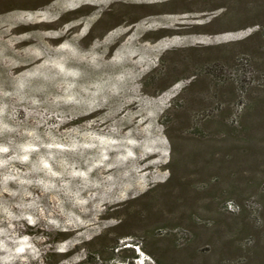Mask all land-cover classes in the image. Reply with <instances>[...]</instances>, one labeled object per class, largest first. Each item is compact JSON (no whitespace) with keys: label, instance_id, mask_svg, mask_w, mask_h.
Returning <instances> with one entry per match:
<instances>
[{"label":"rangeland","instance_id":"374dc122","mask_svg":"<svg viewBox=\"0 0 264 264\" xmlns=\"http://www.w3.org/2000/svg\"><path fill=\"white\" fill-rule=\"evenodd\" d=\"M246 13L231 7V0H0V263L159 264L156 255L164 264H202L206 258L218 263L213 229L239 217L241 206L257 204L252 194L264 175V149L224 172L209 166L206 172L199 160L201 152L207 156L215 149L220 162L219 143L229 149L245 145L204 121L202 114L213 104L221 102L228 113L239 99L247 109L256 104L255 110L264 111L262 75L253 78L261 83L242 92L231 83L243 74L233 70L238 56L249 54L256 68L264 66L263 49L248 38L258 26ZM129 38L139 47L151 46L130 97L124 94L131 82L102 102L80 105L69 88L86 78L87 65L69 69L72 77L65 80L36 63L54 62L60 45H106L113 52ZM59 80L66 81L60 93L54 92ZM244 115L248 123L264 122L263 115ZM196 120L212 134L197 140L200 164L191 163L185 172L175 164L190 146L187 135ZM261 131L249 132L258 133L259 149ZM143 156H149L141 164L148 168L137 186L105 191L128 183L123 173ZM234 183L240 195L230 193ZM78 186H87L86 193ZM72 217L98 222L74 233Z\"/></svg>","mask_w":264,"mask_h":264},{"label":"trees","instance_id":"16d2710c","mask_svg":"<svg viewBox=\"0 0 264 264\" xmlns=\"http://www.w3.org/2000/svg\"><path fill=\"white\" fill-rule=\"evenodd\" d=\"M231 7L236 8L237 11H246L248 12L246 14H249L250 16V19H255L252 23L255 26L257 25L258 27L252 33H250L248 38H256L258 44L257 47L262 48V51H264V0H231ZM240 7L241 9H239ZM227 10H229V8H226L225 13L228 12ZM65 38L67 37H60L55 40L60 41L64 40ZM122 44H120L115 51H109L110 58H113L118 53ZM255 51L257 50L253 48V52ZM257 69L258 68H256L254 61L249 54H243L237 57V65L233 70L235 71V73L243 72V74L239 77V81L238 79L235 81H231V83L235 85L234 87H236L237 93L239 90H241L239 92H242V90H247L248 88H250L251 85L262 82V78L258 80L253 78L257 74L262 75L264 78V66L261 65L259 66V69ZM228 80L231 79L228 78ZM245 104L246 102H240V100L237 99L231 104L232 110L227 113L222 110V103L217 102L216 104H213L207 110V112H204L202 114V117L205 119L204 121L207 122V124L214 123L215 129L217 130V128H220L221 130H223L225 136H227L228 138H232V141H243L245 143V145L242 144V146L244 145L243 147L239 148V146H236V144L233 143V146L231 144L233 148L231 147L229 149V147L227 148L225 144L217 142V144L219 143L220 148L223 151V156L221 157L220 162L215 160V155L219 154L215 152V149H208L207 156L206 149H203L206 152H203L204 154L201 152L203 156L201 155V159H199V151L197 150L196 146L197 144H200L201 141L198 143L197 140H199L203 136L210 137V134L212 133L208 132L207 134H205V128L203 126L204 123H200L198 120H196V127L192 129V132H190L189 135H187V140L189 141L190 146H188V144L186 143L185 148L187 150L182 156L181 163L180 160H178L175 165H182V167L185 168L184 171L187 172L188 168L190 167L189 165L191 163L197 164L199 159L200 162H202V170L206 171L208 169L206 167L209 166L213 167V169L214 167L222 169V172H224L227 167H231L233 165L232 162H235L237 165H239L242 159H256L257 154H259L260 150L264 149V146L261 149L256 147L255 140L258 133H252V135H250L249 132H253V127H255V133L260 132L261 130L263 131L264 122L262 120L259 121L260 119L258 118H254L251 121L249 120V123L246 122V118L248 119V117L244 115V111H247L250 114L249 117L259 114L264 116V111L255 110L256 104L251 105V109H247V106L249 104L247 106ZM263 106L264 101L262 103V107ZM210 110L213 111L209 112ZM215 113L216 115L214 116ZM225 113L229 115L227 119L224 118ZM216 116L220 117H217V119H215ZM210 143H212L210 144V146L216 145V142L214 143L210 141ZM224 147H226V149H224ZM229 152L232 155L228 154ZM187 153H189L188 156L190 157L185 156V154ZM229 160H231V162L228 163ZM200 162H198V164H200ZM209 163L211 164V166ZM222 175L223 174H221V176ZM237 175L242 178L241 172L237 173ZM176 181L178 182V184L182 182L181 178H177ZM257 187H259V192L257 190L252 194L253 196H256L258 198L257 204L253 208L249 209L241 206L239 217L237 216L236 218H234L232 222H223L218 225L219 227L216 226L213 229L214 232L212 233V236L216 235V237H214L216 240H213V238L211 239L213 240V243L215 245V254L219 257L217 264H264V175L258 181ZM229 191L233 195L241 194L235 183L233 184V187L229 189ZM228 235L231 237L228 238ZM116 247L117 245H113L111 247V250H114ZM156 258L159 264H164L161 262V259L157 255ZM202 264L214 263L206 258L205 262H203Z\"/></svg>","mask_w":264,"mask_h":264},{"label":"bare ground","instance_id":"6f19581e","mask_svg":"<svg viewBox=\"0 0 264 264\" xmlns=\"http://www.w3.org/2000/svg\"><path fill=\"white\" fill-rule=\"evenodd\" d=\"M141 3H143V2H141ZM84 6H85V4H84ZM204 8H205V6H204ZM98 19H100V18H98ZM45 24H46V22H45ZM79 25H82V23ZM35 26H37V24H35ZM43 27H45V26L43 25ZM17 29H19V28H17ZM77 29H80V28H77ZM121 29H123L122 26H120L118 28V30H121ZM196 30H197V28H196ZM122 35H124V34H122ZM126 35H127V33H126ZM63 36H57V37H55V39H58V38L63 37ZM50 40H52V39H49V41ZM24 42H25V40H24ZM69 42L75 44L76 43L75 37H71L69 39ZM105 46L106 45H101L100 48L92 46L91 48H88L87 50H84V49L73 50V49L69 48L67 45H60L59 47L58 46L55 47V53H57L58 56L55 57L54 62L45 63L44 61H42L41 59L38 58V59H36V63H39V65L42 67L51 68L52 70L55 69V72H58V75H56L55 78L56 79H65V80L71 79V77H72V74L69 72V69L81 68V67L83 68L84 65L85 66L87 65L88 68L84 66L88 71V73H86V76H85L86 78H84L83 81H81L77 85L69 88V91L76 94V96L79 98L80 105H83V106L85 104H87L86 102H92L94 100H98V101L102 102V101H104L103 99L105 96L106 97H113L116 93V91H115L116 88H122V87L126 86V84L129 82H131V84H132V89L125 90L126 92L124 95H127L128 97L135 95L136 94V92H135L136 85H135L134 80H135V78H137L138 73L141 70H143L144 65H146V63L149 62L150 56H151V46L143 44L142 46L139 47L138 44L135 43V40H133V39L130 40V38H129L128 40L123 41V44L120 47L118 53L113 58H110V59L107 58L110 52H109V50H107L105 48ZM60 64H63L64 69H62L60 67ZM22 65H24V63H22ZM23 67H25V66H23ZM65 82L66 81L59 80L57 83V86H55L54 92H58V93L62 92V89L65 86ZM95 82H98L99 85H96ZM128 99L129 98H127V100ZM131 104H133V103H129L128 105L126 104V106L128 107ZM99 109L101 111L103 109V107L101 106ZM131 110L134 111L135 106L131 107ZM94 113H93V115H95ZM122 118H123V116L120 119H122ZM134 118H136V117L134 116ZM127 144L128 145H136V143H131V142H127ZM141 155H144L143 150H141ZM152 156H154V155H152ZM148 157L149 156H147V157L143 156V158L140 160L138 165L136 164V168H131L130 171H126L125 173H123V171H125V170L122 171V173L124 175L123 178H125V180H128V183H124L121 186H118V187L115 186L113 188H109L107 186V187H105V191H108L110 194H113L116 191H118L119 189H121V190L122 189H129L132 186V184H134L133 187L137 186L140 183L139 182L140 181L139 175L141 173L143 174V171L146 168H148V166H143L141 164L143 163V161L148 159ZM150 157H151V155H150ZM86 187L87 186H84V187L78 186L77 189L80 191V194H84L87 191ZM66 194L68 196L69 195L73 196L74 191H73V193L68 192ZM99 197H100V195L96 194L94 196V200L98 199ZM72 203H76L78 205L79 201L73 200ZM73 205H72V209L74 211L75 210L78 211V209H75V207H78V206L75 205V207H74ZM81 212H83V211H81ZM83 214H84V212H83ZM55 215H56V213H55ZM65 216H66V214H65ZM72 220H73L72 224H74L75 226H74V228L70 229V231H73L74 233L76 232L75 230H77V229L86 228V231H88L89 229L94 228L98 222L96 220H93L90 222H87V220L78 221V219L74 218V217H72ZM0 264H30V263L23 259V260H17L15 262H4V263H0Z\"/></svg>","mask_w":264,"mask_h":264}]
</instances>
